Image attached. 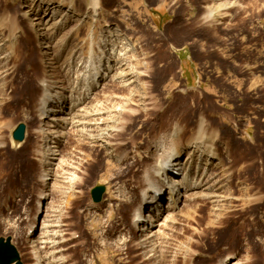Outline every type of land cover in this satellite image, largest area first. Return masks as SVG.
I'll return each mask as SVG.
<instances>
[{
    "label": "rangeland",
    "instance_id": "1",
    "mask_svg": "<svg viewBox=\"0 0 264 264\" xmlns=\"http://www.w3.org/2000/svg\"><path fill=\"white\" fill-rule=\"evenodd\" d=\"M113 46L124 64L79 106L104 104L95 117L107 121L60 122L50 135L36 114L40 79L46 73L65 96L80 91L85 60ZM128 70L136 81L125 84ZM201 120L218 133V158L202 178L213 173L218 183L184 192L171 211L166 202L155 227L163 257L146 258L131 219L154 162L150 142L175 122L191 135ZM20 122L26 140L15 146ZM104 124L114 125L113 138ZM97 185L106 187L98 202ZM46 219L59 226L40 243ZM33 223L34 244L25 237ZM2 236L23 264H36L35 246L43 256L58 249L62 263L53 264H264V0H0Z\"/></svg>",
    "mask_w": 264,
    "mask_h": 264
},
{
    "label": "bare ground",
    "instance_id": "2",
    "mask_svg": "<svg viewBox=\"0 0 264 264\" xmlns=\"http://www.w3.org/2000/svg\"><path fill=\"white\" fill-rule=\"evenodd\" d=\"M93 5H95V4H93ZM95 6H97V5H95ZM82 26H83V24H82ZM78 27H79V25H78ZM71 32H72V30H71ZM68 33H70V32H68ZM68 33H67V35H68ZM72 35H73V33H72ZM65 44H64V46H66ZM51 47L52 46L50 44L43 46V48H45V49H49ZM115 49H116L115 46H113L112 49H109L106 52V55L104 54L105 58H98L96 60L94 58L95 61H92V60L86 61L85 60L86 64H85L84 72L83 73L81 72L82 73L81 76L80 75H79V77L77 76L78 80L76 79L79 83V86H81L80 87L81 90L79 91V89H78L79 87L77 88V86H76L78 91L77 92L74 91L75 93H73L72 92L73 89H71V91H68V92H70L69 93L70 95H68V93H67L65 96L63 91L61 90L62 86H58L57 81L50 79L49 78L50 76H48L46 73L44 74L43 78L40 79V83L43 85V87H42V92L39 95V98H38L37 103H36V108L38 110V113H36V114H38V118H40V119H46L47 118V121L45 120L46 121L45 125L47 127V128H45V130L47 132H49L51 130V127H56L57 125L59 127H61V124L63 122H68L71 120H73L74 122H78V124L82 123L83 125L85 122V124L87 125L88 122L90 123V120H88V119H90V117H92V119L95 123H96V121L99 122V120L104 121L107 119V118H105L106 116L104 118L103 117H99V118L95 117V116H98L104 112L103 109H105V108H103L104 104L102 106V103L100 105L96 103L95 106L91 105L92 107L91 106L85 107L87 109L83 108L84 111H83V109H80L79 106L82 103L84 104L86 101H88L90 99H94L96 97V95L100 94V92L105 88V84L107 83L106 81L108 79H110V77H112L111 72H113L116 69L117 64H124L125 58H122V57H123V55H125V53H122L121 48H120L119 49L120 52L118 50V53H119L118 56L115 57V55H114L116 53ZM62 50H64V49H62ZM80 55H81V52H80ZM83 57H81V58H83ZM68 58H69V56H68ZM85 58H86V56H85ZM81 61H82V59H81ZM127 62H128V60H127ZM125 65H127V64H125ZM128 67H130V66H128ZM76 68H77V66L75 67V69ZM71 72H73V70H71ZM126 74L129 77L125 79L127 81V82H124L125 84H130L131 82L136 81V80L130 81L131 77H133L130 70L126 71ZM144 75H148V74L145 72ZM115 76H117V75L115 74ZM120 76H122V75H120ZM77 77L75 76V78H77ZM75 78H74V80H75ZM75 82L76 81H74V83ZM64 84H66V83H64ZM70 84H72V83H70ZM71 88H73V87L71 86ZM66 90H69L68 87H66ZM111 96H115V95H111ZM99 102H100V99H98V103ZM169 111L170 110L167 108V111L164 114L168 115ZM109 112H107V113H109ZM121 114L122 113H120L119 115H121ZM108 116H111V115H108ZM60 122H62V123H60ZM105 123H107V122H105ZM90 124H88V125L90 126ZM72 126L74 127L76 125H72ZM105 126H106V128L104 129V131H105L104 134H106V138H108V139L113 138L115 136L114 131L116 130L113 127L114 125H110L111 127L107 126V125H105ZM115 126H117V125H115ZM78 127H80V126H78ZM43 128H44V126H43ZM82 128H85V127H82ZM49 134L51 135L52 133L49 132ZM217 135H218L217 132L211 131V130L208 131L205 128V123L203 120H201L199 122L197 129L191 135H189V133L186 134L184 126H181L179 124V122H175L170 128L165 129L164 132L158 138L156 137L157 139L153 138L154 140H152L150 142V145H149L150 149H149L148 153H149L150 157H154V162L152 163V165H149L148 168L146 167L143 171V178H144L143 182H146V186L140 192L139 203H138L137 207H135L134 212H133V217L131 219L132 226L134 227L135 232H136V234H135L136 238L138 239L137 243L139 246H141V248L146 249V252H144L146 258H149V259L153 258L155 260L156 259L160 260L159 258L163 257V254H161V253L158 254V251L154 250L157 247L156 246L157 245L156 240L158 238V235H160V230H155V227L160 224L159 223L160 218L163 217L164 211L166 209L165 208L166 202L170 201V203L167 206H168L169 211H171L175 208V206H178L181 203L182 197L184 196V194H183L184 192L188 193L190 190H194L198 187H201L202 183H203V186H206L205 187L206 189L213 188L215 185H217L218 180H215L214 182H212L214 180V176H213L214 174L213 173L211 175L207 176V178H205V180H203L204 177L202 178V175H204L203 172L205 171V169H207V167L209 168L211 165L215 164L214 162L218 158L217 157L218 146L215 143V136H217ZM98 136H99V134H98ZM98 136H97V138H99ZM88 137H91V136L88 135ZM90 139L91 138H89V140ZM101 139H102V137H101ZM25 140H26V138H25ZM10 142L15 146H19V144L23 143L24 141L18 142V141H14L11 139ZM49 142L50 143L47 144L48 147L46 150L52 151V154H51V156H52L53 154H55L54 153V147L55 146L51 144V142H52L51 138H49ZM106 142H108V141H106ZM101 145L102 144L100 143V146ZM183 148L184 149L187 148L186 151H184ZM156 156L160 157V158L156 159ZM196 157H197V161H196V165L194 166V158H196ZM52 158H54V157H52ZM120 159H122V158H120ZM200 166L204 168L202 171V174H199L198 169H197V167L200 168ZM121 169H122V167H121ZM125 170H126V168H125ZM196 180H197V182H196ZM166 191H168L169 196L165 195ZM164 192H165V194H163ZM210 196H211V194H210ZM40 210L41 209H39V212H40ZM48 219H49V217H48ZM48 219L45 220L43 230L41 231V234L39 235L38 241L40 243L51 242V240L49 241V238L47 236V234H48L47 232L49 231L48 228L51 226H59L58 223H56V225H54L55 223H50L51 220H48ZM161 224L165 225L166 223H161ZM34 227H35V224L33 223V224H31V226L27 230V235H25L26 240L27 239H29V241L33 240L32 239L33 236H32V238H30L29 236H31L30 232L32 230L34 232V229H33ZM59 229H60V227H59ZM61 229H62V227H61ZM57 231H59V230H57ZM57 231L55 233H57ZM60 232H62V231H60ZM57 236H58V234H57ZM72 236L79 237V235H77V232H73ZM50 237H53V236H50ZM51 239H53V238H51ZM61 239L62 238H60L59 240H56L55 243L56 244L60 243ZM64 239H62V240H64ZM36 241L37 240H33L32 241L33 244ZM52 246H53V244H52ZM154 246H156V247L154 248ZM38 247H40V246H38ZM38 247H36V246L34 247V251H35L34 253L36 254L35 255L36 264H53V262L60 260V258H59L60 256L62 258L61 254L55 256V252L59 251L58 249H57V251L56 250L51 251L50 253H48V255L46 254L47 256H43L42 252L39 251ZM82 255H83V251H82ZM41 256H43V257L41 258ZM191 259L192 258H190V260ZM60 263H62V260ZM189 264H192V263L190 262Z\"/></svg>",
    "mask_w": 264,
    "mask_h": 264
},
{
    "label": "water",
    "instance_id": "3",
    "mask_svg": "<svg viewBox=\"0 0 264 264\" xmlns=\"http://www.w3.org/2000/svg\"><path fill=\"white\" fill-rule=\"evenodd\" d=\"M14 141L22 142L26 138V124L18 123L12 132ZM105 185H97L92 189V198L98 202L105 192ZM0 264H23L17 247L12 242V237H0Z\"/></svg>",
    "mask_w": 264,
    "mask_h": 264
}]
</instances>
